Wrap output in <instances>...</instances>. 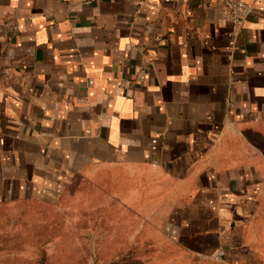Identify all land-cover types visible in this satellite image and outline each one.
Returning a JSON list of instances; mask_svg holds the SVG:
<instances>
[{
	"label": "crops",
	"instance_id": "crops-1",
	"mask_svg": "<svg viewBox=\"0 0 264 264\" xmlns=\"http://www.w3.org/2000/svg\"><path fill=\"white\" fill-rule=\"evenodd\" d=\"M240 1L236 29L215 0H0V205L87 180L181 260H261L264 0Z\"/></svg>",
	"mask_w": 264,
	"mask_h": 264
},
{
	"label": "rangeland",
	"instance_id": "rangeland-1",
	"mask_svg": "<svg viewBox=\"0 0 264 264\" xmlns=\"http://www.w3.org/2000/svg\"><path fill=\"white\" fill-rule=\"evenodd\" d=\"M116 203L104 184L85 180L57 198L0 205V264H190L148 229L136 237L135 221ZM261 247L256 264H264V238Z\"/></svg>",
	"mask_w": 264,
	"mask_h": 264
},
{
	"label": "built area",
	"instance_id": "built-area-1",
	"mask_svg": "<svg viewBox=\"0 0 264 264\" xmlns=\"http://www.w3.org/2000/svg\"><path fill=\"white\" fill-rule=\"evenodd\" d=\"M220 9L222 18L231 23L234 28L238 29L242 26L247 15L251 12V5L240 0H215ZM221 253L213 255L218 259Z\"/></svg>",
	"mask_w": 264,
	"mask_h": 264
}]
</instances>
